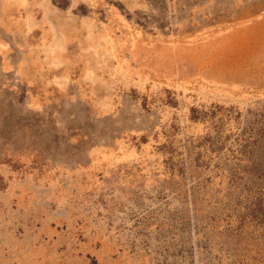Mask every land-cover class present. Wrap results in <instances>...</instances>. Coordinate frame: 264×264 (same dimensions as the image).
Here are the masks:
<instances>
[{
    "label": "rangeland",
    "instance_id": "rangeland-1",
    "mask_svg": "<svg viewBox=\"0 0 264 264\" xmlns=\"http://www.w3.org/2000/svg\"><path fill=\"white\" fill-rule=\"evenodd\" d=\"M27 1L0 0V264H264V0ZM51 30L31 111L5 60Z\"/></svg>",
    "mask_w": 264,
    "mask_h": 264
},
{
    "label": "crops",
    "instance_id": "crops-1",
    "mask_svg": "<svg viewBox=\"0 0 264 264\" xmlns=\"http://www.w3.org/2000/svg\"><path fill=\"white\" fill-rule=\"evenodd\" d=\"M27 2V0H1L3 5L12 4L22 9L27 7ZM31 18V15H15L13 20L17 22V30H19L22 23H26V26H28L30 22L34 23L31 26L34 31L41 30L40 21L36 18ZM1 30L5 34L9 33L5 25L0 22V32ZM54 33L52 30L45 31L47 37L49 36L47 40V37H40L38 41L25 49L16 44L17 50L22 52L21 58L16 62L9 61L8 59L5 60V73L15 76L12 82H8L11 93L15 94L13 100H18V97L22 95L26 101V107L31 111H46L49 107V96L53 93H62L63 91L62 84L60 83L63 75L59 73V70L65 66L60 64V62L49 60L46 56V50L50 46L49 43L53 40ZM10 34L12 35L11 31ZM10 52H14V50L10 51L4 45L1 46V54ZM55 70H57L56 73L53 72Z\"/></svg>",
    "mask_w": 264,
    "mask_h": 264
}]
</instances>
